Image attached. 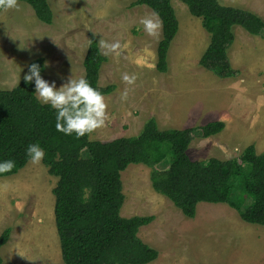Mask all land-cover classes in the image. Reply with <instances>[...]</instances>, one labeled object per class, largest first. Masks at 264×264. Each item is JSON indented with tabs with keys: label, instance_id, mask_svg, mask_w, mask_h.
<instances>
[{
	"label": "rangeland",
	"instance_id": "374dc122",
	"mask_svg": "<svg viewBox=\"0 0 264 264\" xmlns=\"http://www.w3.org/2000/svg\"><path fill=\"white\" fill-rule=\"evenodd\" d=\"M134 1L47 0L53 15L50 24L38 20L32 7L19 0L18 9L0 11V88L15 87L28 63L38 56L49 65L42 77L59 86L70 75H84L82 60L91 37L119 40V55L107 57L99 70L100 86L115 85L112 92L103 94L108 117L90 140L135 136L151 117L159 129L198 127L211 121V112L225 109L222 119H216L224 122L220 132L208 137H201L198 130L192 133L188 156L228 159L238 157L250 144L261 153L264 30L253 35L238 25L232 27L234 39L227 55L237 74L220 78L198 63L209 42L201 19L191 15L180 0H170L178 30L168 48L167 70L159 72L155 62L161 29L157 37L144 33L138 22L153 11L132 5ZM218 1L264 19V0ZM124 73L135 74V82H122ZM125 87L130 91L122 102L119 92ZM167 166L168 161H163L156 168ZM150 171L142 163H130L120 172V215L153 216L137 232L158 252L156 259L145 264H264V226L242 221L227 203L199 202L195 215L186 217L153 189ZM56 181L42 162H27L14 174L0 176V233L10 228L9 248L2 251L6 260L10 256L15 264H63L53 216ZM233 221L245 226H235Z\"/></svg>",
	"mask_w": 264,
	"mask_h": 264
},
{
	"label": "trees",
	"instance_id": "16d2710c",
	"mask_svg": "<svg viewBox=\"0 0 264 264\" xmlns=\"http://www.w3.org/2000/svg\"><path fill=\"white\" fill-rule=\"evenodd\" d=\"M19 1L30 5L38 20L51 23L53 15L47 0ZM180 1L191 15L201 19L209 33L199 65L220 78L234 77L237 70L227 55L234 39L232 27L238 25L258 35L264 30V19L251 10L226 6L218 0ZM132 5L149 7L162 21L155 68L165 72L168 48L178 30L170 0H135ZM90 39L92 43L82 60L83 76L102 94H108L115 85L98 84L106 57L98 53L97 40ZM32 62L43 65L45 60L38 56L28 65ZM34 96V84H26L23 77L12 89L0 88V158H12L16 165L0 176L12 175L27 163L24 150L29 143L38 142L44 149L42 163L50 175L57 177L52 189L53 216L63 264H145L156 259L157 250L137 235L153 216L120 215V172L130 163L150 167L153 189L186 217L195 215L199 202L227 203L244 222L264 226V150L256 153L250 144L238 157L228 159L193 160L187 154L194 131L198 130L201 137L214 135L223 129V121L159 129L151 117L135 136L107 141L87 136L76 139L56 131L54 110L40 105ZM163 161H168L167 168L157 169ZM9 233V227L0 233V247L7 242Z\"/></svg>",
	"mask_w": 264,
	"mask_h": 264
},
{
	"label": "clouds",
	"instance_id": "9594fccd",
	"mask_svg": "<svg viewBox=\"0 0 264 264\" xmlns=\"http://www.w3.org/2000/svg\"><path fill=\"white\" fill-rule=\"evenodd\" d=\"M18 7V0H0V11L18 9ZM138 23L148 36H159L162 21L159 19L158 13L152 12L145 15L140 18ZM95 34L93 32V35ZM91 43L92 40L89 39V46ZM97 45L98 53L106 58L118 56L121 49L119 40L109 42L103 37H100ZM48 66L47 61L43 65L32 62L23 75L26 84H34L35 100L40 105H48L54 110L56 131L66 136L74 135L76 139L83 136L91 139L97 129L104 127L108 117L104 95L83 75L78 78H73L70 75L59 86L55 80L49 82L41 75L42 68ZM121 80L125 84L131 85L135 82L136 75L124 73L121 75ZM129 91L130 89L127 87L120 90L119 98L122 102L127 100ZM24 154L26 161L32 165L41 164L45 156L44 149L38 142L29 143ZM15 166L14 159L0 158V174L11 172Z\"/></svg>",
	"mask_w": 264,
	"mask_h": 264
},
{
	"label": "crops",
	"instance_id": "0c3cea01",
	"mask_svg": "<svg viewBox=\"0 0 264 264\" xmlns=\"http://www.w3.org/2000/svg\"><path fill=\"white\" fill-rule=\"evenodd\" d=\"M233 7H235V6H233ZM223 110H225V109H219L217 112H211L210 114H211V121H213V120H216V119H222L221 118V116L223 115V114H226V113H221ZM189 114V113H188ZM207 123V122H206ZM171 128H174V127H171ZM178 129H181V128H178ZM187 152H188V150H187ZM240 218V217H239ZM241 219V218H240ZM242 220V219H241ZM243 221V220H242ZM233 222H235L236 224H235V226H240L241 228H242V226H245V225H241L240 224V222H237V221H233ZM247 223V222H246ZM55 224V223H54ZM232 225V224H231ZM233 226V225H232ZM47 229V228H46ZM56 239V238H55ZM57 241V240H56ZM8 244H9V240L4 244V245H2L1 246V249H0V256H1V258H3V264H9V263H13V264H15L13 261L15 260V258L13 257H10V256H8V259L6 260L3 256H2V251H5L7 248H9V247H7L8 246Z\"/></svg>",
	"mask_w": 264,
	"mask_h": 264
}]
</instances>
